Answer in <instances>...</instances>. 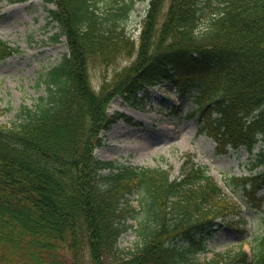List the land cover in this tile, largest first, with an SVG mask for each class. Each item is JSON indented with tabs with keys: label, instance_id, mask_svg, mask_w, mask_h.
<instances>
[{
	"label": "trees",
	"instance_id": "16d2710c",
	"mask_svg": "<svg viewBox=\"0 0 264 264\" xmlns=\"http://www.w3.org/2000/svg\"><path fill=\"white\" fill-rule=\"evenodd\" d=\"M45 1L69 54L46 73L35 111L0 128V264H194L241 213L207 168L189 160L175 179L135 168L104 175L110 164L93 150L116 95L132 102L165 80L182 96L197 90L200 131L219 153L264 142V0H148L138 40L124 23L146 0ZM12 51L0 41V59ZM252 180L264 187V175ZM130 217L143 242L126 254ZM254 249L251 261L244 251L232 260L264 264V236Z\"/></svg>",
	"mask_w": 264,
	"mask_h": 264
},
{
	"label": "rangeland",
	"instance_id": "374dc122",
	"mask_svg": "<svg viewBox=\"0 0 264 264\" xmlns=\"http://www.w3.org/2000/svg\"><path fill=\"white\" fill-rule=\"evenodd\" d=\"M148 3H137L124 24L130 34L138 36L134 31L141 28ZM50 8L53 7L43 0L19 4L0 0V39L16 49L11 57L0 61L1 124L16 121L24 106L36 107L41 96L46 94L42 82L45 74L68 52L66 38L54 41L59 29L55 23H50ZM194 94L192 92L191 96L182 99L171 83L163 82L139 93L136 104H126L116 98L110 104L109 112L120 115L102 133L103 145L96 154L101 160L114 162L118 167L167 169L171 177L179 176L183 162L189 157L199 165L208 166L209 173L225 189L228 197L245 206L242 216L235 217V220L245 219L247 225H240L246 228L245 233L230 227L219 230L208 241L206 253L195 261L198 264L213 261L238 264L229 262V258L240 249L251 254L254 239L264 235V204L257 209L252 207L251 199H242L241 187L236 185L234 178L264 173L263 164L253 167L259 162V151L263 152L264 145L260 143L252 153L241 148L230 150L226 155L217 154L214 141L198 134V117H189L197 109ZM263 195L264 190H260L258 197ZM139 196L135 193L130 197L134 209L132 216L141 212ZM127 224L131 227L121 238L120 247L129 253L137 250L143 237L138 232V218H128Z\"/></svg>",
	"mask_w": 264,
	"mask_h": 264
},
{
	"label": "bare ground",
	"instance_id": "6f19581e",
	"mask_svg": "<svg viewBox=\"0 0 264 264\" xmlns=\"http://www.w3.org/2000/svg\"><path fill=\"white\" fill-rule=\"evenodd\" d=\"M113 99L110 101L112 103ZM126 149H131L130 147H126Z\"/></svg>",
	"mask_w": 264,
	"mask_h": 264
}]
</instances>
